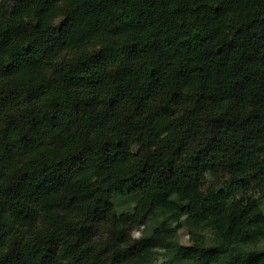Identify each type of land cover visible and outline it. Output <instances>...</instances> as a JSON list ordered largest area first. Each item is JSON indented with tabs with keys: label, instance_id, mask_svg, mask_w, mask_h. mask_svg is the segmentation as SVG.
Here are the masks:
<instances>
[{
	"label": "trees",
	"instance_id": "trees-1",
	"mask_svg": "<svg viewBox=\"0 0 264 264\" xmlns=\"http://www.w3.org/2000/svg\"><path fill=\"white\" fill-rule=\"evenodd\" d=\"M262 243L264 0H0V264Z\"/></svg>",
	"mask_w": 264,
	"mask_h": 264
},
{
	"label": "rangeland",
	"instance_id": "rangeland-1",
	"mask_svg": "<svg viewBox=\"0 0 264 264\" xmlns=\"http://www.w3.org/2000/svg\"><path fill=\"white\" fill-rule=\"evenodd\" d=\"M113 202L116 206V209L118 211H122V210H129L131 209L130 207V201L127 200L126 197H119V199H113ZM134 208V207H133ZM132 208V210H133ZM181 240L184 244H189V240H188V236H187V232L186 231H183L181 233ZM260 247H263L264 248V243H262L260 245Z\"/></svg>",
	"mask_w": 264,
	"mask_h": 264
}]
</instances>
